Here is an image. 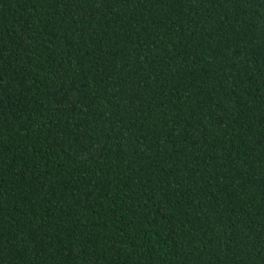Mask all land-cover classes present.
<instances>
[{
	"label": "trees",
	"instance_id": "1",
	"mask_svg": "<svg viewBox=\"0 0 264 264\" xmlns=\"http://www.w3.org/2000/svg\"><path fill=\"white\" fill-rule=\"evenodd\" d=\"M0 264H264V0H0Z\"/></svg>",
	"mask_w": 264,
	"mask_h": 264
}]
</instances>
